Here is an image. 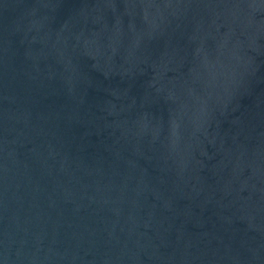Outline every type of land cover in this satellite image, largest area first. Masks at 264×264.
<instances>
[{"label": "water", "instance_id": "water-1", "mask_svg": "<svg viewBox=\"0 0 264 264\" xmlns=\"http://www.w3.org/2000/svg\"><path fill=\"white\" fill-rule=\"evenodd\" d=\"M0 264H137L94 0H0Z\"/></svg>", "mask_w": 264, "mask_h": 264}]
</instances>
